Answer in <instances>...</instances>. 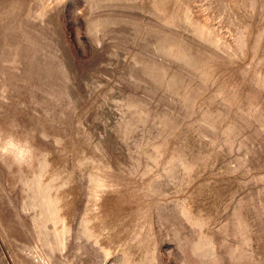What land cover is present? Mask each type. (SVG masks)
<instances>
[{
  "label": "rangeland",
  "instance_id": "1",
  "mask_svg": "<svg viewBox=\"0 0 264 264\" xmlns=\"http://www.w3.org/2000/svg\"><path fill=\"white\" fill-rule=\"evenodd\" d=\"M0 130V264H264V0H0Z\"/></svg>",
  "mask_w": 264,
  "mask_h": 264
},
{
  "label": "clouds",
  "instance_id": "2",
  "mask_svg": "<svg viewBox=\"0 0 264 264\" xmlns=\"http://www.w3.org/2000/svg\"><path fill=\"white\" fill-rule=\"evenodd\" d=\"M40 138L48 142L49 136L46 132L40 133ZM63 141L57 137L53 140V145L59 147ZM35 147L31 140L20 138L13 132L0 130V160L5 158L11 160L17 168L29 166L35 156ZM45 156L48 154L45 153Z\"/></svg>",
  "mask_w": 264,
  "mask_h": 264
}]
</instances>
